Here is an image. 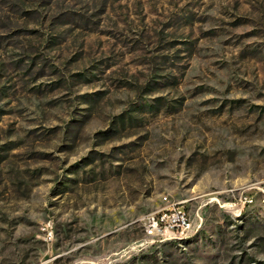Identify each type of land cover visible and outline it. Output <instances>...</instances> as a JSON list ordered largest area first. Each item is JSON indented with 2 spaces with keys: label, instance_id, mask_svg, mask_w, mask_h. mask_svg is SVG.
I'll return each instance as SVG.
<instances>
[{
  "label": "rangeland",
  "instance_id": "1",
  "mask_svg": "<svg viewBox=\"0 0 264 264\" xmlns=\"http://www.w3.org/2000/svg\"><path fill=\"white\" fill-rule=\"evenodd\" d=\"M0 264H264V0H0Z\"/></svg>",
  "mask_w": 264,
  "mask_h": 264
},
{
  "label": "built area",
  "instance_id": "2",
  "mask_svg": "<svg viewBox=\"0 0 264 264\" xmlns=\"http://www.w3.org/2000/svg\"><path fill=\"white\" fill-rule=\"evenodd\" d=\"M141 220L147 235L154 237L173 236L193 227L188 211L176 203L152 211Z\"/></svg>",
  "mask_w": 264,
  "mask_h": 264
}]
</instances>
